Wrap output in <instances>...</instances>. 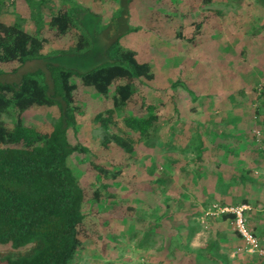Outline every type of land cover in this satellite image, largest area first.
Here are the masks:
<instances>
[{
  "label": "trees",
  "instance_id": "16d2710c",
  "mask_svg": "<svg viewBox=\"0 0 264 264\" xmlns=\"http://www.w3.org/2000/svg\"><path fill=\"white\" fill-rule=\"evenodd\" d=\"M188 15L200 16L194 25L195 34L188 38L184 24L179 23L175 38L189 48L201 43L195 36L211 17L222 15L220 10L203 8L212 0H183ZM238 2L242 0H236ZM264 10V0H248ZM30 9L29 18L15 17L11 24L2 21L0 8V264H70L80 247L79 236L84 227L85 192L68 160L74 154L88 155L89 150L76 137L81 108L76 104L79 79L101 98L117 84L111 107L94 116L92 123L102 131L99 146L103 151L118 148L129 157L141 144L150 141L158 117L153 105H146L145 117H120V111L148 87L154 74L148 63H140L137 53L123 47L126 36L142 30L131 24L134 0H117L108 22L75 0H54L55 8L46 13L51 0H24ZM233 4V2H232ZM4 3L0 0V7ZM48 25L58 36L77 32V40L68 50L44 54L46 39L42 37ZM29 28H24V23ZM214 28L220 29L214 24ZM264 29V23H263ZM104 41L103 61L83 71L60 65L63 56H84L97 40ZM59 60V61H58ZM172 88L181 87L192 100L197 97L185 83L176 80ZM109 100V99H108ZM32 108H47L54 113L43 128L24 124L23 115ZM176 112V109H175ZM4 118L10 119L7 124ZM193 135L191 149L200 161L201 142ZM90 170L105 180L119 178L120 170H111L92 156ZM108 182H99L93 192L95 201L107 193ZM256 236V226L249 225ZM262 246H264L261 243Z\"/></svg>",
  "mask_w": 264,
  "mask_h": 264
},
{
  "label": "rangeland",
  "instance_id": "374dc122",
  "mask_svg": "<svg viewBox=\"0 0 264 264\" xmlns=\"http://www.w3.org/2000/svg\"><path fill=\"white\" fill-rule=\"evenodd\" d=\"M2 21L11 24L15 17L28 19L30 9L24 0H2ZM50 7L44 10L46 13L55 8L54 0ZM88 7L93 13L102 17L103 23L108 22L113 10L117 6V0H75ZM212 4L202 5L203 8L220 10L222 15L205 22L197 32L195 38L201 44L196 48H189L184 42L175 38L178 33L179 23L184 24V35L191 38L196 32L194 25L201 19L199 15H188L183 0H134V9L131 15V24L139 26L142 30L122 39L121 44L137 53L140 63L151 60L172 59L175 61L174 70H171L164 81L153 87V82L148 87H140L134 99L124 107L120 117H145L146 105H153L158 117L155 129L150 141L144 142L135 150L132 156L124 154L118 148H109L103 151L99 146L102 131L98 124L92 123L95 115L103 113L111 107L110 98L114 96L117 84L109 89L107 98H101L90 88H84L79 79L73 78L77 87L76 104L81 108L76 137L70 134L72 144L78 141L89 150L88 155L74 154L68 165L72 169L78 182L85 192L84 213L86 219L79 236L80 247L70 264H133L134 252L129 247V254H124L121 259L117 253L108 254V247H112L113 241L103 238L99 229L102 228V217L109 212V200L118 202V207L128 202L127 190L108 198V192L101 194V201H95L93 192L98 190L99 182L135 183L144 188L155 179L181 176L179 170L182 166L195 161L197 154L191 149V135L194 125H191V117H196V107L200 103H209L214 96H220L221 92L233 87V101H246L259 104L257 115L264 118V10L248 0L240 2L236 0H212ZM233 2V4H232ZM48 17L44 16L45 27L42 37L46 39L43 53L68 50L77 40V32L73 31L66 36H58L56 31L48 25ZM214 24L220 29L214 28ZM24 28H29V23H24ZM104 41L97 40L92 49L84 56H63L60 65L87 71L99 65L103 61ZM200 67V70H199ZM250 69L253 79L248 75L241 78L239 71ZM248 68V69H245ZM199 70L202 82L208 86L201 87L200 77L196 75ZM233 73V86L228 85ZM245 75V74H241ZM197 76L199 78H197ZM176 80L187 82L195 90L197 97L192 101V96L181 87L172 88ZM248 87L244 88L241 85ZM229 86V87H228ZM192 89V88H191ZM200 89H204L205 93ZM242 89V90H239ZM210 92H212L210 94ZM217 92V94H214ZM202 98L198 103V99ZM109 99V100H108ZM197 103L196 106L192 104ZM173 108H176L174 113ZM54 113L47 108H32L23 115L24 124L29 127L43 128L48 125ZM10 124L9 118H4ZM92 156L97 157V162L107 166L111 170H120L124 174L120 179L105 180L97 172L90 170ZM194 163V162H193ZM156 171V172H155ZM175 180V179H174ZM140 183V184H137ZM119 192V191H118ZM129 194V193H128ZM113 195V194H112ZM118 196V197H117ZM115 197V198H114ZM103 198L106 201H102ZM131 199V198H130ZM130 213L133 209L123 206ZM111 209V208H110ZM100 219V220H99ZM254 222V221H252ZM115 240V238H113ZM134 239L129 243L132 246ZM114 244V243H113ZM263 244V243H262ZM264 245V244H263ZM122 247V246H121ZM113 248V247H112ZM9 247L0 246V251ZM114 249V248H113ZM117 249V248H116ZM112 260V261H108Z\"/></svg>",
  "mask_w": 264,
  "mask_h": 264
},
{
  "label": "crops",
  "instance_id": "0c3cea01",
  "mask_svg": "<svg viewBox=\"0 0 264 264\" xmlns=\"http://www.w3.org/2000/svg\"><path fill=\"white\" fill-rule=\"evenodd\" d=\"M145 63L152 68L154 88L176 64L172 59ZM199 70L196 75L200 77ZM251 70L239 71L245 74H238L240 81L247 75L253 79ZM230 76L233 73L227 75L228 85L233 86ZM199 83L208 86L201 77ZM241 86L248 87L246 83ZM233 93L230 87L196 107V117H191L196 121L190 122L194 125L191 138L197 135L202 153L198 154L200 161L179 169L180 177L165 175L144 188L122 181L108 183V198L127 190L128 200L120 207L114 199L107 201L109 212L104 213L99 230L103 238L113 241L114 249L108 247V254L117 253L118 260L129 254L131 247L133 264H253L249 257L237 253L242 241L233 230V215L213 209L215 205L219 209L249 207L245 216L251 227L256 226V236L264 244V164L256 142V132H260L264 143V118L257 115L259 104L233 101ZM129 205L133 208L130 213L123 207Z\"/></svg>",
  "mask_w": 264,
  "mask_h": 264
},
{
  "label": "built area",
  "instance_id": "2783aa9c",
  "mask_svg": "<svg viewBox=\"0 0 264 264\" xmlns=\"http://www.w3.org/2000/svg\"><path fill=\"white\" fill-rule=\"evenodd\" d=\"M256 142L262 152V159L264 164V143L260 132H256ZM218 212H229L233 215V230L238 234L242 241V247L237 249L238 254H243L249 257L253 264H264V246L261 245L259 240L250 232L249 219L245 216L246 211H250L247 206L235 207L232 209H219L216 205L213 209Z\"/></svg>",
  "mask_w": 264,
  "mask_h": 264
}]
</instances>
